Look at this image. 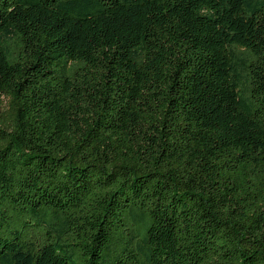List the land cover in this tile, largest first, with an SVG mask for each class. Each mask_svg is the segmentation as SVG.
<instances>
[{"label":"trees","instance_id":"16d2710c","mask_svg":"<svg viewBox=\"0 0 264 264\" xmlns=\"http://www.w3.org/2000/svg\"><path fill=\"white\" fill-rule=\"evenodd\" d=\"M0 264H264V0H0Z\"/></svg>","mask_w":264,"mask_h":264}]
</instances>
